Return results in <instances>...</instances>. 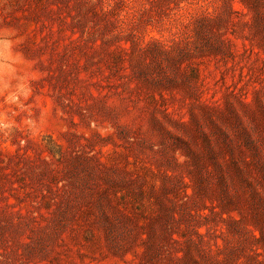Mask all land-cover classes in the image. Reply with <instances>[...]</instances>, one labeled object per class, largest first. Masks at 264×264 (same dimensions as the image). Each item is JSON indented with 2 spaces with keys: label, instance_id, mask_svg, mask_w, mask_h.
I'll return each mask as SVG.
<instances>
[{
  "label": "rangeland",
  "instance_id": "rangeland-1",
  "mask_svg": "<svg viewBox=\"0 0 264 264\" xmlns=\"http://www.w3.org/2000/svg\"><path fill=\"white\" fill-rule=\"evenodd\" d=\"M0 29L32 76L0 264H264V0H0Z\"/></svg>",
  "mask_w": 264,
  "mask_h": 264
},
{
  "label": "clouds",
  "instance_id": "clouds-1",
  "mask_svg": "<svg viewBox=\"0 0 264 264\" xmlns=\"http://www.w3.org/2000/svg\"><path fill=\"white\" fill-rule=\"evenodd\" d=\"M9 35L7 29H0V97L10 104H19L21 98L26 101L32 95L30 86L32 76L18 75L21 54L13 51L16 44L14 40L7 38ZM21 125L28 136L33 138L40 136L41 129L37 120L26 117ZM16 127L17 121L10 120L5 111L0 109V136H10Z\"/></svg>",
  "mask_w": 264,
  "mask_h": 264
}]
</instances>
